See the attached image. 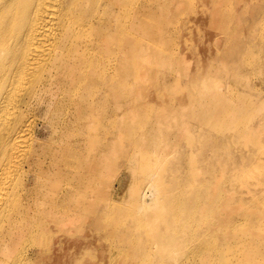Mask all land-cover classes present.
Masks as SVG:
<instances>
[{
  "label": "rangeland",
  "instance_id": "374dc122",
  "mask_svg": "<svg viewBox=\"0 0 264 264\" xmlns=\"http://www.w3.org/2000/svg\"><path fill=\"white\" fill-rule=\"evenodd\" d=\"M146 8L153 13L150 24L153 22L157 37L147 39L142 30L134 32L135 39L144 46V50L139 51L143 54L142 71L126 80L121 111L125 121L139 132L138 126L151 128L142 121L154 119L142 111L153 108L163 111L160 107L170 105L173 111L165 114L166 128L158 131L163 148L139 149L124 130L118 129L119 115L117 117L113 104L110 105L108 112L112 114L106 120L94 122L93 134L100 140L118 143L110 152L115 155L111 163L114 168L98 174L94 184H85L87 191L76 194V198H82L85 193L93 199L95 211L91 216L78 208L62 211L56 217L57 225L43 224V231L31 233L27 242L34 248L28 253L34 257L35 251L41 249L39 264H204L205 255L199 251L203 245L214 247L212 264H233L231 254L218 252L219 244L241 240L244 246L252 247L264 238V229L258 226L259 218L264 215V143L253 145L237 137L238 130L243 133L250 124L252 128H260L264 135L261 120L264 109L247 120V107L237 100V94L247 95L250 90L246 78L251 82L254 77L264 85L260 74L264 70L250 69L236 79H228V73L215 74L226 64L224 55L229 56L233 48L237 55L241 54L240 42H249L255 30L264 33V0H141V13L136 14L137 18L129 15L128 26L133 19L139 22L144 19ZM256 8L259 9L257 20L253 15ZM162 11L169 22L166 30L158 21L163 17ZM259 46L263 58L257 62L262 63L264 44ZM161 48L165 50L167 66L155 68L152 62L155 54L159 58ZM179 58L185 70L183 75L174 74L168 81L146 83L145 71L157 69L166 73L171 66L179 64ZM209 68L215 72L209 74ZM189 79L208 86V91L202 92V105L228 111L223 122L209 116V120L218 123L217 130L189 118L191 106L197 105L196 100L187 97L192 91L184 86L191 82H187ZM232 85L238 87L232 88ZM141 91L151 96L143 97ZM59 102L58 106L76 108L68 104L66 95H62ZM255 106L251 105L250 109ZM72 124L74 129L69 133L77 134L79 123ZM65 149L69 153L67 159L75 164L87 161L88 155H92L90 148ZM127 154L130 155L128 160ZM150 171L158 172L155 180H142ZM159 180L165 186L164 192L160 189L158 201L145 206L151 215L138 223L137 216L143 210L131 189L134 185L128 183L137 182L142 190L150 193L156 191ZM64 181L58 184L71 186ZM120 183L123 189L116 193L115 188ZM180 199L186 204L174 209L173 201ZM253 199L257 200V205L250 202ZM170 215L177 218L173 228L166 227L163 221L171 218ZM180 215L185 219L181 220ZM249 224L254 227L249 228ZM158 233L181 237L175 243L163 242L168 237L160 242L154 236ZM239 252L236 258L241 257ZM254 258L264 262L261 255Z\"/></svg>",
  "mask_w": 264,
  "mask_h": 264
},
{
  "label": "bare ground",
  "instance_id": "6f19581e",
  "mask_svg": "<svg viewBox=\"0 0 264 264\" xmlns=\"http://www.w3.org/2000/svg\"><path fill=\"white\" fill-rule=\"evenodd\" d=\"M146 9L144 19L140 22L133 19L128 26L129 15L141 13V0H0V264H39L42 250L37 249L34 257L28 253L34 248L27 242L31 233L43 231V224L57 225L56 217L62 211L78 208L89 216L93 214V199L85 193L82 198H76V194L87 191L85 184H94L98 174L114 168L111 163L115 155L110 152L118 143L100 140L93 134L94 122L106 120L112 114L108 112L110 105L113 104L117 117L119 115L118 129L124 130L139 149L163 148L159 144L158 131L166 128L165 114L173 111L170 105L160 107L163 111L156 108L142 111L154 119L142 121L151 128L138 126L139 132L125 121L121 111L125 103L123 87L126 80L128 82L131 76L142 71L143 54L139 51L144 50V46L135 39L134 32L142 30L147 39L156 40L157 37L156 28L152 29L153 22L150 24L153 13ZM163 14L162 11L160 15ZM253 15L257 20L258 8L254 9ZM158 21L166 30L165 26L169 24L166 16ZM261 44H264V33L255 30L249 42L238 44L241 54L237 55L233 48L229 56H223L226 64L222 65L221 73L215 74L228 73V79H236L250 69L264 70V61L257 62L263 58L259 51ZM157 55L159 58L155 54L153 67L167 66L165 50L161 48ZM244 58L249 60L243 62ZM214 72L209 68V74ZM184 73L180 59L179 64L171 66L166 73L156 69L144 74L146 83L151 84ZM260 74L264 79V73ZM246 84L250 90L247 95L237 94V100L247 107L246 118L251 120L255 113L264 109V85L254 77L251 82L246 78ZM184 86L192 90L187 97L197 101V105L190 108L189 118L217 130L218 123L209 120V116L223 122L228 111L202 105V92L208 91L203 82L192 80ZM236 87L232 85V88ZM62 95H66L68 104L76 108L58 106ZM141 96L151 95L141 91ZM257 96L260 97L256 100ZM225 99L223 96L222 100ZM251 105L257 106L250 109ZM38 118L42 120L38 122ZM261 120L264 121V115ZM74 121L80 127L77 134L69 133L74 129ZM247 128L243 133L238 130L237 137L253 145L264 143L260 128H252L251 124ZM65 148H90L92 155H88L87 161L75 164L67 159L69 153ZM129 157L127 154L126 159ZM127 172L132 174L130 169ZM147 174L142 180L153 181L158 172ZM60 180L71 186L59 185ZM131 183L128 185H134L131 189L143 210L137 216L141 223L151 215L145 206L156 203L158 191L164 192L165 186L159 180L156 191L148 193L137 182ZM120 188L123 189L122 183L115 192ZM250 202L258 204L256 199ZM185 204L184 199L173 201V208ZM170 216L163 221L166 227L173 228L177 218ZM263 216L259 218L260 229H264ZM180 217L185 219L184 215ZM252 227L254 225L249 224V228ZM154 236L160 242L168 237L163 242L170 243L181 237L162 233ZM258 243L251 247L244 246L241 240L222 242L218 252L231 254L233 264H264L254 258L261 255L264 260V238ZM199 251L205 255L204 264H212L214 247L203 245ZM238 252L241 257L236 258Z\"/></svg>",
  "mask_w": 264,
  "mask_h": 264
}]
</instances>
